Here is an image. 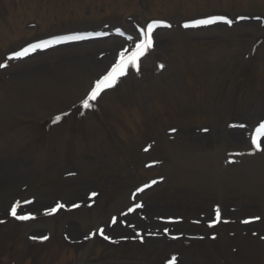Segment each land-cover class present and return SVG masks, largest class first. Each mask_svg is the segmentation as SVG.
<instances>
[{
  "label": "rangeland",
  "instance_id": "rangeland-1",
  "mask_svg": "<svg viewBox=\"0 0 264 264\" xmlns=\"http://www.w3.org/2000/svg\"><path fill=\"white\" fill-rule=\"evenodd\" d=\"M145 1L0 0V264H264V137L259 151L250 139L264 123V0ZM144 3L170 27L113 86L147 80L144 95L129 82L97 97L110 137L94 110L54 123L131 55ZM211 16L233 23L184 27ZM81 31L93 36L8 60ZM136 102L149 110L122 113ZM17 202L35 218L13 217Z\"/></svg>",
  "mask_w": 264,
  "mask_h": 264
},
{
  "label": "snow or ice",
  "instance_id": "snow-or-ice-1",
  "mask_svg": "<svg viewBox=\"0 0 264 264\" xmlns=\"http://www.w3.org/2000/svg\"><path fill=\"white\" fill-rule=\"evenodd\" d=\"M243 19V18H241ZM217 22H223L227 25H231L233 23V20L228 19L225 16H211L206 19H199L193 21L191 24H184L185 28L189 27H200V26H207V25H212L216 24ZM170 27V25L167 24H161L159 22H153L149 23L146 26V30L141 29V35L139 42L136 43L134 51L131 52V55H127V50H123L119 54V59L112 65L111 69L107 72L106 75L101 77L95 82L94 87L88 94V96L82 101V105L84 108H90L91 101H95L97 97L106 89L113 87L117 81L126 75L127 69L129 65L136 66L138 68V61L139 59L145 55V53L153 47L154 40H153V32L156 28L158 27ZM82 37L79 36H74L71 37L70 39H81ZM131 39V37H129ZM50 41L44 40L40 41L39 43L35 44H30L28 47L23 48L20 51L14 52L12 55L8 56V60H13V59H22L25 56L29 55L30 53L36 51L37 49H44L47 48L50 45ZM7 67V64L5 63H0V68ZM162 67V66H161ZM62 119L61 116H56L53 120L54 123H58ZM232 127H244V125H232ZM261 137H264V123H260L258 127L255 128L254 133L251 135V143L255 147L256 150H262L261 149V144H260V139ZM152 183H155L153 181ZM150 185H145L144 187H149ZM143 188L137 189V192L143 191ZM92 196H95L96 193H92ZM135 195V194H134ZM142 205L136 204L135 207L139 208ZM19 207V202L17 204L13 205L10 214L15 217L16 219L19 220H28V219H34L35 217L31 215H17V208ZM65 205L63 204H57L55 207L47 210L45 212L46 215L54 214L56 211H58L61 208H64ZM73 207H79V205H73ZM133 208H129L128 211L131 212L133 211ZM216 219L217 221L220 219V212L219 208L216 210ZM256 219H259L257 217ZM113 223H115V218L112 220ZM247 223L248 221H244ZM211 226V225H210ZM100 235L103 236L104 239H110L107 235H104V230L103 228L98 230ZM35 239V237H34ZM42 239H47V237H42ZM175 257L172 258V261H170V264H174Z\"/></svg>",
  "mask_w": 264,
  "mask_h": 264
}]
</instances>
